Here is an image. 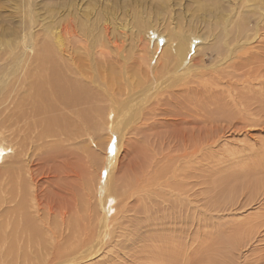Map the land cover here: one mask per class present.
I'll return each instance as SVG.
<instances>
[{"label":"bare ground","instance_id":"1","mask_svg":"<svg viewBox=\"0 0 264 264\" xmlns=\"http://www.w3.org/2000/svg\"><path fill=\"white\" fill-rule=\"evenodd\" d=\"M257 23L258 43L264 23ZM70 24L49 40L27 37L0 67V264H234L241 233L198 230L200 156L212 165L229 136L255 137L253 146L226 149L242 157L218 177L216 197L206 191L211 173L205 178L207 208L264 188V144L254 134L264 131V68L195 70L192 58L185 65L190 35L154 24L138 30L135 42L146 41L141 57L109 26L98 46L99 37H89L82 51L66 46L67 35L78 36ZM141 72L147 92L131 97ZM122 80L120 98L112 90ZM93 120H104L95 129L111 135H97L89 149L84 136ZM121 204L119 221L112 212Z\"/></svg>","mask_w":264,"mask_h":264},{"label":"rangeland","instance_id":"2","mask_svg":"<svg viewBox=\"0 0 264 264\" xmlns=\"http://www.w3.org/2000/svg\"><path fill=\"white\" fill-rule=\"evenodd\" d=\"M202 6L204 9H202ZM106 15L108 17L110 15L112 22L114 23L115 21V23H111L110 25V22L105 20L108 18ZM226 15H229L228 19H226ZM66 17L68 20L65 21L64 18ZM260 20H263L264 23V0H0V67L5 58L21 52L27 37H34L35 40L40 41L49 40L52 33L56 34L57 31L62 30L68 23L75 26L78 36L70 38L67 35L69 38L66 44L67 47L72 44L73 46H78L83 51L85 47H90L89 44L92 42L90 38L94 37H99L98 44L96 43L98 46L100 44L99 41L107 37L106 32L108 29L106 26H109V28L114 29V32L117 30V33L121 34L122 38L124 37L123 40L126 43L127 50L133 47V57H141L143 53L142 45L146 41L143 44H140L139 41L135 42L137 37L143 34L138 30H147L149 26L154 24L161 29L162 27H168L167 31L171 33L179 31L178 33L190 35L191 42H188L190 49L185 61L186 66H188L192 58L190 65L195 70L199 68L198 71L201 72L204 71L203 69H207L204 73L209 72V74L216 73V71L219 73L220 71L222 74L232 73L236 75L234 72L239 71L243 65L247 69L249 67L260 70L262 67L264 68V39H260L261 42L257 43L254 42L255 40L252 37L254 27L258 25L257 21ZM247 32L249 35L244 37V34ZM83 41L84 43H82ZM158 43V49L161 50V47L164 46L163 39L159 40ZM96 44H94L95 48L97 47ZM131 44H134V46L129 47ZM227 44L233 47L235 58L228 59V55L231 53V49L229 48L232 47H228ZM74 55L78 57L79 53H74ZM238 56H243V59L240 60V58H237ZM77 57L75 59H78ZM88 57L86 56V58ZM156 57H158V54L154 55V59ZM169 57L166 54L164 58L169 60ZM222 60L224 63H222ZM78 61L81 63L80 59ZM202 61H204V65ZM162 63L163 61H159V65ZM215 66L219 67L218 70L215 69ZM141 74L143 75L144 73L141 72ZM146 76L143 75L144 81H140L133 74V80H135L133 86L136 88V85H138V87L131 92V97L141 94L144 90L147 92L150 79L148 80ZM136 79L140 82H137ZM145 80L148 81V84ZM127 83L122 80L121 86L118 88L113 87L112 92H120L119 97H125L126 94L124 93L125 89H127ZM150 95L149 99L152 98L153 94L151 93ZM98 105H102V103H98ZM106 105L103 103L102 107H100L104 112L107 109ZM95 121L93 120V126L87 124L89 132L85 135L86 137L84 136V139L88 138L85 140L89 149L96 148L95 143L100 141V137H97V135L101 133H99V129V132L96 129L97 127L99 128L98 124H103L104 120H102L103 122L98 121V123L96 121V125ZM102 127L105 128L104 125ZM255 129L259 130V128ZM105 132L106 130L100 136L105 138L106 135H111L109 131ZM254 134L262 138L261 145L264 144V131H256ZM113 138H115L114 135L111 138L112 145L116 141ZM252 144H255L254 136L237 134L235 137L229 136L228 142L217 145L211 159L212 165H205L208 162L206 160L207 157L200 156L201 162L199 166L203 164L204 168H199L198 173L200 181L198 188L200 210L198 230L204 235L206 232L215 231L216 229H220V232L227 236L237 232L241 233L240 237L242 239L237 245L238 247L236 246L234 264H264V188H261V191L257 194L255 193L252 199L250 193H248L249 191L238 192L233 199L234 201L220 203L222 207H218L217 203L216 208H207L205 202L207 195H210L209 193L212 191L213 194L210 196H217V190L219 189L218 177L223 172L231 171L228 168L229 162L242 157V155L232 156L226 149H242ZM261 172L264 173V171ZM210 173L215 183H213L211 191L206 189L209 192L207 194L203 190L204 185L202 183L206 181L205 178L207 179ZM122 205H119L117 210L115 209L112 212V216L117 212L115 216L118 217L119 221L125 220V218H122L125 215L121 210ZM205 216L208 217L206 218ZM117 221H114V223ZM201 234L199 235L200 238ZM206 241L209 242L208 239ZM203 246L209 247L206 242Z\"/></svg>","mask_w":264,"mask_h":264}]
</instances>
